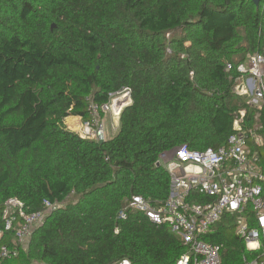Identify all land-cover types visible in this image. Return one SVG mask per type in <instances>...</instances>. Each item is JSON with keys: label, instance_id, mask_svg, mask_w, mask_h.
<instances>
[{"label": "trees", "instance_id": "trees-1", "mask_svg": "<svg viewBox=\"0 0 264 264\" xmlns=\"http://www.w3.org/2000/svg\"><path fill=\"white\" fill-rule=\"evenodd\" d=\"M257 51L264 0H0V229L10 197L31 210L72 198L5 264H178L187 252L179 235L119 213L133 195L166 199L162 154L223 145L239 110L264 134V112L256 118L233 90L237 65ZM126 87L133 102L115 137L101 143L67 127ZM206 239L223 245L221 264L259 255L235 215Z\"/></svg>", "mask_w": 264, "mask_h": 264}, {"label": "built area", "instance_id": "built-area-1", "mask_svg": "<svg viewBox=\"0 0 264 264\" xmlns=\"http://www.w3.org/2000/svg\"><path fill=\"white\" fill-rule=\"evenodd\" d=\"M233 69L229 62L226 71ZM238 76L233 90L257 110L264 112V52L248 53L237 65ZM132 90L128 87L111 93L103 104L91 102V119L83 124L84 138L104 139L102 113L120 116L131 105ZM246 109L239 110L234 131L217 147L194 149L187 144L174 148L173 157H160L171 177V191L166 199L153 202L142 195H133L119 218L127 219L128 210L142 213L158 226H166L181 237L187 252L178 264H221L223 245L206 239L225 215L236 216V232L246 241L247 249L259 253L244 257L245 264H264V134L244 125ZM61 204L44 200L40 210H31L18 197L4 202V227L0 238L12 232V245L0 246V264L29 248L34 231L44 224L47 215ZM119 264H131L124 260Z\"/></svg>", "mask_w": 264, "mask_h": 264}, {"label": "crops", "instance_id": "crops-1", "mask_svg": "<svg viewBox=\"0 0 264 264\" xmlns=\"http://www.w3.org/2000/svg\"><path fill=\"white\" fill-rule=\"evenodd\" d=\"M82 122L83 119L79 116H69L65 121L67 127L77 133H79L78 127H80ZM102 123L106 132L105 140L111 139L118 134L120 128V116H116L112 112L104 114L102 117ZM10 241L13 242V236Z\"/></svg>", "mask_w": 264, "mask_h": 264}, {"label": "rangeland", "instance_id": "rangeland-1", "mask_svg": "<svg viewBox=\"0 0 264 264\" xmlns=\"http://www.w3.org/2000/svg\"><path fill=\"white\" fill-rule=\"evenodd\" d=\"M102 120V119H101ZM85 122L83 121L82 123H81V125H80V127H78V130H79V133H80V135L83 133V124H84ZM259 129H261V127L259 126L258 127V132H260V133H262L261 132V130H259ZM83 135V134H82ZM104 139H102V140H105L106 139V132H105V128H104ZM264 147V146H263ZM165 158H164V160H170L172 157H173V151H169V152H166V155L164 156ZM263 158H264V153H263ZM72 198L71 197H69V198H67V200H66V202H65V204L63 203V204H61V205H59V207H61V206H65V205H67L66 203H68L70 200H71Z\"/></svg>", "mask_w": 264, "mask_h": 264}, {"label": "water", "instance_id": "water-1", "mask_svg": "<svg viewBox=\"0 0 264 264\" xmlns=\"http://www.w3.org/2000/svg\"><path fill=\"white\" fill-rule=\"evenodd\" d=\"M255 3H256V5L257 6H259L260 5V0H253ZM104 140H100V142L102 143Z\"/></svg>", "mask_w": 264, "mask_h": 264}]
</instances>
